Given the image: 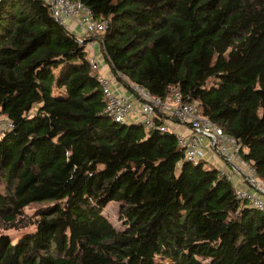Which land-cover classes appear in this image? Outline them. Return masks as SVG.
Instances as JSON below:
<instances>
[{"label": "trees", "instance_id": "1", "mask_svg": "<svg viewBox=\"0 0 264 264\" xmlns=\"http://www.w3.org/2000/svg\"><path fill=\"white\" fill-rule=\"evenodd\" d=\"M80 1L108 21L96 39L114 74L156 96L177 87L264 181V0ZM90 41L43 0H0V114L14 124L0 137V264H264V211L187 161L175 133L103 112ZM112 201L122 230L103 215Z\"/></svg>", "mask_w": 264, "mask_h": 264}, {"label": "built area", "instance_id": "2", "mask_svg": "<svg viewBox=\"0 0 264 264\" xmlns=\"http://www.w3.org/2000/svg\"><path fill=\"white\" fill-rule=\"evenodd\" d=\"M43 1L49 6L53 17L69 31L71 30L67 22H74L76 29L73 33L79 31L75 33L79 43L91 40L88 42L92 44L91 71L98 75L106 100L103 112L108 117L122 124L137 122L148 130L175 133L184 149L185 159L194 164L204 162L210 166L211 157H220L232 169L217 168L232 183L237 198L264 211V181L258 177L253 162L243 158L241 143L237 138L227 134L209 117L202 115L196 102L185 101L177 87H172L167 96L161 97L152 94L124 73L115 74L118 79L115 82L108 76L99 75L101 59L97 57L94 42L98 34L107 29L108 21L95 18L91 8L80 0ZM174 123L186 127V131L180 132L173 126ZM13 127V122L0 114V134ZM233 170L254 190L238 188L232 176Z\"/></svg>", "mask_w": 264, "mask_h": 264}, {"label": "rangeland", "instance_id": "3", "mask_svg": "<svg viewBox=\"0 0 264 264\" xmlns=\"http://www.w3.org/2000/svg\"><path fill=\"white\" fill-rule=\"evenodd\" d=\"M71 27L74 28L73 27V24H71ZM77 32H79V31L77 30ZM77 32L75 31V33H77ZM94 44H95V49L97 51V57L99 59H101V67H100V70L98 71V74L99 75L102 74V75H105V76L110 77L113 82L118 81L116 75L111 71V68L109 67L107 61L105 60V58L103 56V52H102V48H101V42L98 39H96V42H94ZM87 49H88V56H90L91 55V52H92V44L91 43H89L87 45ZM64 68H65L64 66H61L58 69L57 72L59 73V71L61 69L63 70ZM126 93H128V92L126 91ZM128 95H130V93H128ZM170 123L172 124L173 122H170ZM173 126L176 127L180 132H182V130H181L182 128L177 127L175 123L173 124ZM2 136H3V134H0V137H2ZM217 163H218V165H217ZM215 164H216V167H221L219 165H222V162H221L220 159H218ZM226 169H232V168L230 166H228ZM232 176H233V179H234L236 185L238 186V188H241V189L250 188L249 185H248V183L247 182H244L243 180H241V178L238 176V174L234 170H233V175ZM250 189H252V188H250ZM252 190H254V189H252ZM121 207H122V203L121 202H113L112 201V202H110L106 206V208L103 211V215L108 220H110L120 230H122V229L125 228L124 223L121 220ZM26 211L29 214L34 215L35 212H36V207L34 206V207L27 208ZM29 229L31 231H33L34 230V227H31ZM25 231H27V230H24L23 232H25ZM23 232L22 231L11 230L8 233L12 237H14V240H17V239L20 238V236L23 234ZM203 261L205 263H208L209 262L208 259H203Z\"/></svg>", "mask_w": 264, "mask_h": 264}, {"label": "crops", "instance_id": "4", "mask_svg": "<svg viewBox=\"0 0 264 264\" xmlns=\"http://www.w3.org/2000/svg\"><path fill=\"white\" fill-rule=\"evenodd\" d=\"M67 23H68V26H69L71 32H74L73 30L76 29V28H75V24H74V22L71 21V20H69ZM71 24H73V27H74V28L71 27ZM74 34H75V33H74ZM91 56H92V52H91V55L89 56V58H91ZM176 126L179 127V128H182V129H181L182 131H186V130H185L186 127H183V126H180V125H177V124H176ZM218 159H220L221 162H222V165H219V166H221V168H222V167H223V168H227V167H228L227 164L224 162V160L221 159V158L218 157V156H217V157L215 156V158L211 157L209 163L212 164V165H214V166H216L215 163H216V161H217ZM223 163H224V164H223ZM217 165H218V163H217ZM228 170H229V169H228ZM237 174H238V173H237ZM238 176L241 178L240 175H238ZM241 180H243V179L241 178ZM252 189H254V188H252Z\"/></svg>", "mask_w": 264, "mask_h": 264}]
</instances>
